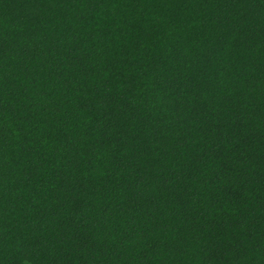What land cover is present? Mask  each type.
I'll use <instances>...</instances> for the list:
<instances>
[{
	"label": "trees",
	"instance_id": "trees-1",
	"mask_svg": "<svg viewBox=\"0 0 264 264\" xmlns=\"http://www.w3.org/2000/svg\"><path fill=\"white\" fill-rule=\"evenodd\" d=\"M0 264H264V0H0Z\"/></svg>",
	"mask_w": 264,
	"mask_h": 264
}]
</instances>
